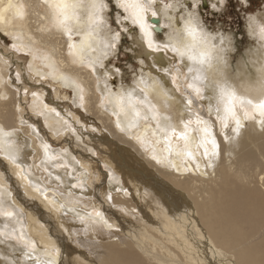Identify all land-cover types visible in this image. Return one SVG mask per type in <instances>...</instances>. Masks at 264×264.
Returning <instances> with one entry per match:
<instances>
[{
  "label": "bare ground",
  "instance_id": "obj_1",
  "mask_svg": "<svg viewBox=\"0 0 264 264\" xmlns=\"http://www.w3.org/2000/svg\"><path fill=\"white\" fill-rule=\"evenodd\" d=\"M207 2L144 11L123 2L143 25L145 76L114 92L103 0H0V38L29 52L28 69L72 91L76 106L114 118L107 129L134 150L119 147L124 174L111 166L98 187L67 115L38 93L29 112L46 130L23 113L8 83L12 59L0 49V264H264V12L248 21L258 49L232 77L230 37L208 32L199 17ZM164 28L171 34L158 43ZM219 89L231 94L233 113L223 103L217 112ZM30 200L38 202L27 212Z\"/></svg>",
  "mask_w": 264,
  "mask_h": 264
},
{
  "label": "rangeland",
  "instance_id": "obj_2",
  "mask_svg": "<svg viewBox=\"0 0 264 264\" xmlns=\"http://www.w3.org/2000/svg\"><path fill=\"white\" fill-rule=\"evenodd\" d=\"M125 1L126 0H111V3H109V0H103L105 7L102 13L104 17L103 24L105 25L104 30L110 42L115 43L114 51L110 53L108 60H106L105 67L106 75L110 76V85L114 92L136 83L140 77L142 78L145 76V73L142 72V68L145 66L146 57L136 39V36L140 35L141 29L132 22L122 8V3ZM173 1L176 0H152V3L154 8L157 9L158 5L160 7L163 5H170ZM208 1L209 2L205 5H202L203 3L201 4L199 17L208 32L230 37L231 45L234 47L231 53L233 65L231 76L233 77L234 68L238 61H240V59L243 60L252 49H258L259 44L255 38L250 35L248 21L251 16L264 12V0H248L247 2L244 0H224V4L214 3L216 4L214 7L210 3V0ZM193 8L194 6L189 3V7H185L183 11L184 16H187V11L193 12ZM152 24L154 27L159 26L158 23ZM170 34V28H164L161 33L157 34V42L165 43ZM2 35L3 37L0 38V49L12 59L10 63L11 77L8 83L12 90L16 92V97L23 113L25 115H31L36 122L35 125L37 127L43 125L42 129L46 130L41 116L29 112L32 95L35 93L44 94L45 97L49 98L53 103V107L56 109L57 113L59 115H67L72 125L77 127L82 138L78 140V138L74 136L76 143L74 148L77 157L81 159L83 164L86 162L87 166L93 167L96 175L95 180L101 177L102 180L96 181L97 186L99 187L107 184L108 174L110 173L108 168L111 166L116 167L117 172L123 175L126 168L123 166L121 160L125 155H121L119 159V147L121 149L128 148L131 153H134V150H132L131 146L124 144L120 137L121 134L117 132V134H112L107 129V126H112L114 124V118L112 121H108L105 115H95L97 111L87 112L83 110L73 103L72 91L66 92L61 90L58 85L51 84V79L45 80L35 76L32 71L28 69L31 60L30 53L24 52L21 49L19 50V48L17 49L9 36ZM73 109H76L78 112H73ZM99 117L106 120L104 124L98 119ZM64 140L60 138L53 139L49 134V143L54 147H64ZM88 146L94 149V153H91ZM143 155L144 154H142V156ZM137 157L140 158L138 155ZM213 176H215V174H213ZM124 181H126L125 178ZM9 182L15 184L16 180L9 179ZM16 186H18V184ZM18 188L20 192H23L22 187L18 186ZM34 201L30 200L27 202V212L38 202L37 200ZM64 234L67 236L65 232ZM71 245L76 247L74 243ZM79 250L83 251L84 249L79 248ZM83 252H85V250Z\"/></svg>",
  "mask_w": 264,
  "mask_h": 264
},
{
  "label": "snow or ice",
  "instance_id": "obj_3",
  "mask_svg": "<svg viewBox=\"0 0 264 264\" xmlns=\"http://www.w3.org/2000/svg\"><path fill=\"white\" fill-rule=\"evenodd\" d=\"M109 3H111V0H109ZM151 3H152V0H133L134 6L137 7L141 11L146 10L143 7L144 5H147L148 7H150ZM159 7L160 6L158 5L157 6V9L158 10H159ZM126 10H127V8H126ZM155 16H156V12H150L149 13V24L150 25H151V18L152 17H155ZM142 28H143V25H141V29ZM153 30H154V28H153ZM145 35L147 36V35H149V33H145ZM189 59H193V58L190 57ZM202 62L203 61H201V63ZM195 71L197 73H199L201 71V69H195ZM187 72L188 73H192L193 72V69L191 67H188L187 68ZM193 79L194 80L200 79V77L199 76H196ZM186 86L191 87L192 85L191 84H187ZM216 100H217V106H216L217 112L220 111V104L223 103L224 104V111L226 113H233V106H232V103H231V94H228V98L226 99L225 90L224 89H219L218 95L216 97ZM242 103H245L246 105L251 106V101H246V102H243L242 101ZM258 107L264 109V103L259 104ZM225 119H227V117H225ZM236 123H237V125H239V120H237Z\"/></svg>",
  "mask_w": 264,
  "mask_h": 264
}]
</instances>
